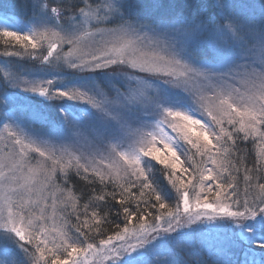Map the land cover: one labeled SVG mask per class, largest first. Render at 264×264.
I'll use <instances>...</instances> for the list:
<instances>
[{"label": "snow or ice", "instance_id": "snow-or-ice-1", "mask_svg": "<svg viewBox=\"0 0 264 264\" xmlns=\"http://www.w3.org/2000/svg\"><path fill=\"white\" fill-rule=\"evenodd\" d=\"M0 264H264V0H0Z\"/></svg>", "mask_w": 264, "mask_h": 264}, {"label": "trees", "instance_id": "trees-1", "mask_svg": "<svg viewBox=\"0 0 264 264\" xmlns=\"http://www.w3.org/2000/svg\"><path fill=\"white\" fill-rule=\"evenodd\" d=\"M236 2L239 4V3H242L243 0H236Z\"/></svg>", "mask_w": 264, "mask_h": 264}, {"label": "rangeland", "instance_id": "rangeland-1", "mask_svg": "<svg viewBox=\"0 0 264 264\" xmlns=\"http://www.w3.org/2000/svg\"><path fill=\"white\" fill-rule=\"evenodd\" d=\"M4 67L2 64H0V68Z\"/></svg>", "mask_w": 264, "mask_h": 264}]
</instances>
